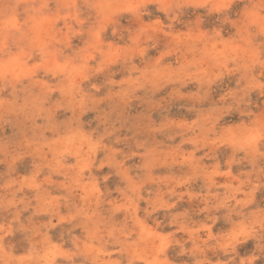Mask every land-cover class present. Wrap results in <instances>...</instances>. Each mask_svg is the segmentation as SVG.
Here are the masks:
<instances>
[{
  "label": "rangeland",
  "instance_id": "obj_1",
  "mask_svg": "<svg viewBox=\"0 0 264 264\" xmlns=\"http://www.w3.org/2000/svg\"><path fill=\"white\" fill-rule=\"evenodd\" d=\"M0 264H264V0H0Z\"/></svg>",
  "mask_w": 264,
  "mask_h": 264
}]
</instances>
